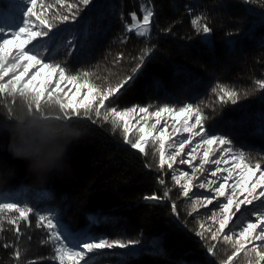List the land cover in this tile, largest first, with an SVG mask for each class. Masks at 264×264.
<instances>
[{"label": "trees", "instance_id": "16d2710c", "mask_svg": "<svg viewBox=\"0 0 264 264\" xmlns=\"http://www.w3.org/2000/svg\"><path fill=\"white\" fill-rule=\"evenodd\" d=\"M10 3L24 7L23 0H0V10H6ZM141 5L151 7L154 13L150 34L145 37L126 31L132 13L141 17ZM197 16L211 29L208 36L197 33L191 24ZM262 19L264 0H93L76 23L59 25L67 31L54 43L42 44L54 50L45 62H59L73 74L90 71L93 82L102 87L115 86L133 75L144 50L151 49L130 86L126 85L118 98H110L108 107L149 106L155 111L164 105L177 109L185 104L199 106L209 134L226 136L234 151L260 159L264 156V134L258 127L264 117V91L257 89L254 81L264 79ZM250 30L251 35H246ZM69 40L76 46L71 55V46L63 47ZM217 84L236 90L240 94L237 104L221 103L212 91ZM18 104L19 98L14 105L11 98H0V121L8 116V107L13 111ZM93 119L95 123L72 120L85 135L70 146L69 167L53 173L44 183L27 174L25 161L10 156L6 151L8 136L0 134V161L15 169V176L0 185V202L27 203L41 214L52 212L72 230L87 229L88 215L102 212L111 223L92 226V232L110 239L140 240L138 249H146L143 246L155 238L164 250L163 255L146 249L137 256H109L100 264H118L120 260L125 264H215L225 260L228 253H222L226 246L220 245L215 255L207 258L210 243L195 234L199 218L189 215L187 198L181 196L182 190L172 181L167 167H157L156 146L148 145L147 155H142L123 142L119 130L112 133L110 122L94 115ZM164 188L170 189L167 199L145 201V196L153 194L163 197ZM36 222V215H30V224L21 221L19 236L15 226L4 224L0 264H17V249L22 252L19 264L30 260L53 264L41 259L51 249L42 244L47 233L37 228Z\"/></svg>", "mask_w": 264, "mask_h": 264}, {"label": "snow or ice", "instance_id": "6c2138e0", "mask_svg": "<svg viewBox=\"0 0 264 264\" xmlns=\"http://www.w3.org/2000/svg\"><path fill=\"white\" fill-rule=\"evenodd\" d=\"M92 2L93 0H23V9L17 3H10L6 10H0V98L5 101L11 98L14 105L17 98L28 97L37 110L43 103L54 102L64 119L71 121L80 118L95 123L94 115L104 122H110L112 133L119 130L123 142L142 155H147L148 145H155L154 155L158 153L157 167L163 170L166 166L171 171V179L181 188L182 197L189 198L195 187L211 193L209 196L191 199L189 215L198 208L216 202V210L207 217L212 223L206 225L204 221L199 222L200 230L195 234L202 240L222 242L231 249V254L221 260L220 264H234V259L239 254H243L247 264H264V156L254 159L244 151H234L231 139L223 135L209 134L204 127V117L199 106L185 104L177 109L164 105L155 111L150 110L149 106L133 105L122 110L116 106L108 107L110 98H118L124 87L130 86L135 72L142 66L151 49L144 50L140 63L133 69V75L126 76L115 86L107 87L94 83L91 79L93 73L90 71L73 74L59 62H45L54 50L42 42L54 43L61 32L67 31L60 29L59 25L76 23L80 13ZM141 11L142 20H138L136 14L132 13V23L126 26V31L145 37L150 34L154 13L151 7L144 5H141ZM201 19V16H197L191 20V24L197 33L202 32L208 36L211 29L206 23L201 24ZM260 23L264 24V19ZM246 35H251V30ZM226 43L233 44L234 41ZM260 43L264 44V39ZM69 46L71 55L76 51V46L72 40L63 45ZM58 50L59 46L55 51ZM254 84L257 89L264 91V79L255 80ZM212 91L221 103L230 102L235 105L240 98L236 90L225 85L217 84ZM7 111L10 117L11 107ZM193 119L194 123H190ZM258 131L264 134V117ZM180 132L188 133L187 138L174 140V134ZM196 136L201 139L192 151L187 152L189 159L181 158L186 146ZM197 147L203 149V154L199 157V164L194 166L192 161L197 159ZM169 149L174 151L170 152ZM217 149L219 158L212 159ZM229 161L230 166L220 167L221 164L228 165ZM176 164L189 165L192 169L191 175L175 168ZM208 164L216 165L215 170L211 171L214 178L218 173H227L222 177L223 182L217 183V179H208L199 184L195 183L196 173L207 172L205 166ZM159 183L163 185L164 180L160 179ZM169 194L170 189H165L163 197L153 194L145 196L144 199L157 201L167 199ZM172 212L176 214L175 203L172 204ZM30 215L37 216L36 227L47 233L42 244L50 246L51 252L41 259L52 261L53 264H100L105 257L136 256L138 252L146 250L136 248L141 244L140 240L110 239L105 234L92 232V226L111 223V218L102 212L88 215L87 229L72 230L52 212L41 214L40 209L27 203L21 205L20 202H0V232L7 223L15 226V233L19 236L20 222L30 224ZM234 218L238 230L232 228ZM147 247L154 250L153 255L164 254L158 239L154 238ZM216 247V243L208 245L207 254L214 256ZM115 249L128 251L121 253L113 251ZM21 256L22 252L17 249L14 252L17 264ZM28 264L38 262L30 260ZM118 264H125V261L120 260Z\"/></svg>", "mask_w": 264, "mask_h": 264}, {"label": "clouds", "instance_id": "9594fccd", "mask_svg": "<svg viewBox=\"0 0 264 264\" xmlns=\"http://www.w3.org/2000/svg\"><path fill=\"white\" fill-rule=\"evenodd\" d=\"M7 134L6 151L26 162V172L39 183L69 167L67 153L85 131L61 115L55 103H43L37 110L28 97H20L11 116L0 121V134ZM15 176V169L0 161V185Z\"/></svg>", "mask_w": 264, "mask_h": 264}, {"label": "rangeland", "instance_id": "374dc122", "mask_svg": "<svg viewBox=\"0 0 264 264\" xmlns=\"http://www.w3.org/2000/svg\"><path fill=\"white\" fill-rule=\"evenodd\" d=\"M146 7H149V6H146ZM142 17H143V13L141 14V17L140 18L137 17V19L138 20H142ZM190 123H194V119L192 121H190ZM169 124L171 125V120H169ZM194 131H195V129H194ZM187 136H188V133H186V132H180V133L174 134L173 139L178 141L179 139H186ZM200 139L201 138L199 136L194 137L193 140H192V142L190 143V145H187L186 146L185 153L182 154V157L181 158H183V159H189V157L187 156V152L192 151V148L193 147H196L199 144ZM213 147H215V146H213ZM169 151L170 152L171 151H174V149H169ZM202 154H203V149L200 148V147H197V150H196V153H195V155L197 156V159L192 161V164L194 166L199 164V157L202 156ZM216 158H219V149H217L216 154L212 157V159H216ZM230 164H231V161H229V164L228 165L221 164L220 167L221 168L228 167V166H230ZM174 167L177 168V169H179V170H181V171H186L190 175L192 173L191 167H189V165H187V164H183V165L176 164V165H174ZM205 167L208 169L207 172H199L198 171L196 173V176H197V179L195 181L196 184H199L200 182L205 181V180H208V179H217V183L223 182L222 177L224 175H227V173H218V176L216 178H214V177L211 176V171H214L215 170L216 165H214V164H208ZM168 172L171 173L170 170H168ZM257 175H259V173H257ZM165 189L166 188H164V191H165ZM209 195H211V193H209L206 189H201L199 187L193 188L192 193L190 194V197L187 198V201H188L189 204L186 206V210L188 211V213L191 211V199H195L197 197L209 196ZM220 199L222 200L223 198H220ZM256 203L258 204L259 202H256ZM248 207L251 208L252 206H248ZM216 208H217V205H216V202L214 201L212 205H208L207 207L198 208V210L195 213H192V214H195L196 216H198V218H199L196 221V230L197 231L200 230L199 229V222L204 221L206 223V225H209V224L212 223L210 220H207V217L211 216L212 211L213 210H216ZM216 227H218V224L216 225ZM232 228H233V230H238V225L235 222V218H234V222L232 223ZM207 242H209L210 244L216 243L217 245H220L219 247L226 246V248H224V251H223L222 255L224 256L225 253H228V255H230L229 253H231V249H229L228 246L225 245L224 243L218 242V241H211V240H207ZM148 245H150V244H146V246H143V247L146 248V249H148V250H153L151 248H148L147 247ZM115 250H117V251H124V252L125 251H128V250H121V249H115ZM106 251H108V250H106ZM138 253H137V255H138ZM205 254H206V256H207L208 259H211V255H208L207 254V251H205ZM215 264H220V262H217ZM234 264H247L246 259L243 256V254H239V256L236 258V261L234 262Z\"/></svg>", "mask_w": 264, "mask_h": 264}, {"label": "water", "instance_id": "95a60500", "mask_svg": "<svg viewBox=\"0 0 264 264\" xmlns=\"http://www.w3.org/2000/svg\"><path fill=\"white\" fill-rule=\"evenodd\" d=\"M122 250V249H121Z\"/></svg>", "mask_w": 264, "mask_h": 264}]
</instances>
